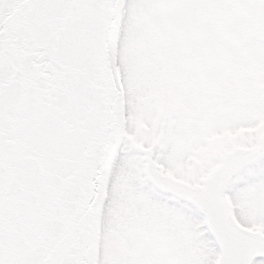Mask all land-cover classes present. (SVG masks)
Listing matches in <instances>:
<instances>
[{
  "label": "snow or ice",
  "instance_id": "snow-or-ice-1",
  "mask_svg": "<svg viewBox=\"0 0 264 264\" xmlns=\"http://www.w3.org/2000/svg\"><path fill=\"white\" fill-rule=\"evenodd\" d=\"M0 264H264V0H0Z\"/></svg>",
  "mask_w": 264,
  "mask_h": 264
}]
</instances>
